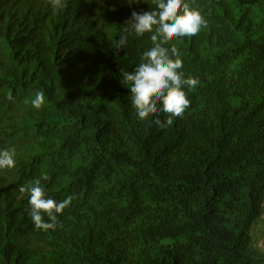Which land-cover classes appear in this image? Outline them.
I'll return each instance as SVG.
<instances>
[{
	"label": "trees",
	"instance_id": "16d2710c",
	"mask_svg": "<svg viewBox=\"0 0 264 264\" xmlns=\"http://www.w3.org/2000/svg\"><path fill=\"white\" fill-rule=\"evenodd\" d=\"M63 2L0 0V264H264V0H185L207 27L164 46L199 83L165 128L121 83L152 33L114 48L153 0ZM37 179L75 196L55 230L20 198Z\"/></svg>",
	"mask_w": 264,
	"mask_h": 264
},
{
	"label": "clouds",
	"instance_id": "9594fccd",
	"mask_svg": "<svg viewBox=\"0 0 264 264\" xmlns=\"http://www.w3.org/2000/svg\"><path fill=\"white\" fill-rule=\"evenodd\" d=\"M49 3L54 10L66 7L63 0H49ZM153 3L155 8L150 11L131 13V18L121 29L114 48L118 54L127 46L129 36L142 37L146 33H152V47L142 53L140 63L134 71L121 69V83L130 90L131 106L138 118L143 121L162 112L167 119L162 122L156 118L154 123L159 128H165L173 124L174 118H182L190 106L191 101L183 89L194 88L199 81L191 76L185 78L181 70L183 62L179 50L175 46L168 48L164 45L174 37L196 36L201 26L207 27L208 22L185 0H153ZM8 99H12L10 94ZM31 102L34 108L39 109L45 102V93L42 90L37 91ZM15 152V148L0 149V170H11L15 167ZM43 179L47 180L48 177ZM18 191L20 198L28 195L31 220L37 230L45 232L58 227V215L75 198L74 195H69L60 202L47 198L40 179L20 186ZM45 214L47 221L44 219Z\"/></svg>",
	"mask_w": 264,
	"mask_h": 264
}]
</instances>
